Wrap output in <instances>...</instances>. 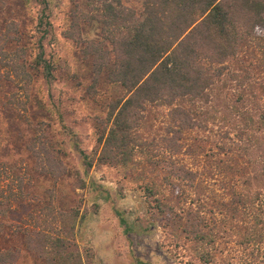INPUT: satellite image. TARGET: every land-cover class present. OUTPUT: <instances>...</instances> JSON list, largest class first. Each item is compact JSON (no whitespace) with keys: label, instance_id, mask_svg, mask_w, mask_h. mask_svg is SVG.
<instances>
[{"label":"trees","instance_id":"obj_1","mask_svg":"<svg viewBox=\"0 0 264 264\" xmlns=\"http://www.w3.org/2000/svg\"><path fill=\"white\" fill-rule=\"evenodd\" d=\"M84 6L89 11L74 10L65 37L83 46L90 63L87 94L98 95L103 84L113 90L98 150L79 151L84 168L117 166L144 181L151 221L176 229L180 248L193 247L196 264H264V0H86ZM83 27L95 29L96 38H83ZM5 32L0 80L30 83L28 69L55 80V62L45 59L40 42L47 32L29 66L18 59L26 48H10L20 41L18 26L7 30L16 40ZM150 114L163 126L145 137ZM43 138L34 136L29 150L39 174L54 180L45 191L51 200L65 169ZM34 206L38 215L32 210L9 225L0 222V264H18L22 252L33 264H100L75 240L78 210L55 212L41 198ZM13 239L21 246L7 243Z\"/></svg>","mask_w":264,"mask_h":264},{"label":"rangeland","instance_id":"obj_2","mask_svg":"<svg viewBox=\"0 0 264 264\" xmlns=\"http://www.w3.org/2000/svg\"><path fill=\"white\" fill-rule=\"evenodd\" d=\"M85 1L0 0V35L6 31L16 40L15 34L7 32L14 22L21 38L10 48L27 49L25 55L19 53V62L27 66L33 63L36 44L47 32L40 42L45 59L56 66L51 82L43 80L40 69H28L30 83L0 80V209L10 208L5 215L0 213V222L9 225L32 210L38 215L34 205L41 198L45 203L52 201L55 212L78 210L81 221L74 229L75 240L81 248L91 249L100 264H196L193 247L180 248L176 229H164L151 221L142 189L144 181L125 177V170L117 166L94 164L86 170L82 165L79 151L92 155L98 150L105 98L113 92L103 84L98 95L87 94L90 63L82 57L83 46L64 34L73 21L74 10L89 11ZM81 34L92 39L97 31L83 27ZM150 119L152 128L143 130L145 137L162 130L159 117ZM39 126L41 131L34 134ZM38 134L49 141L53 157L60 158L65 169L51 200L45 191L53 188L54 180L39 174V162L35 164L29 150ZM77 180L83 181L84 187L80 188ZM116 212L125 218L129 231L120 224ZM7 243L21 246L16 239ZM223 246L229 249L231 243ZM21 255L18 264H33L27 253Z\"/></svg>","mask_w":264,"mask_h":264}]
</instances>
